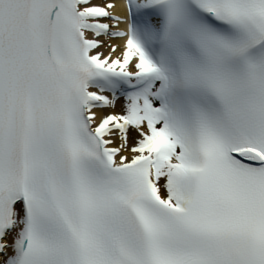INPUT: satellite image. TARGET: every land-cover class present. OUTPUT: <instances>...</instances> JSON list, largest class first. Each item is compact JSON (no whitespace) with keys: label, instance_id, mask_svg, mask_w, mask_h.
I'll return each mask as SVG.
<instances>
[{"label":"snow or ice","instance_id":"6c2138e0","mask_svg":"<svg viewBox=\"0 0 264 264\" xmlns=\"http://www.w3.org/2000/svg\"><path fill=\"white\" fill-rule=\"evenodd\" d=\"M0 264H264V0H0Z\"/></svg>","mask_w":264,"mask_h":264}]
</instances>
